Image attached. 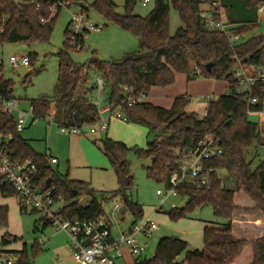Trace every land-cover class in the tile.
Listing matches in <instances>:
<instances>
[{"label": "trees", "instance_id": "trees-1", "mask_svg": "<svg viewBox=\"0 0 264 264\" xmlns=\"http://www.w3.org/2000/svg\"><path fill=\"white\" fill-rule=\"evenodd\" d=\"M64 1L71 5L75 0ZM92 1L94 11L108 23L136 37L140 49L117 62L94 57L85 65H78L71 53L82 51L77 47L83 48L84 36L89 31L77 35L73 44L70 23L58 54L57 94L53 99L30 100V107L40 119L52 116L53 122L61 128L91 127L101 119V107L93 101L94 93L100 92L98 80H101L100 94L107 97L105 105L125 107L127 121L124 122L147 130L146 148L129 147L108 136L102 140L101 149L117 172L118 189L102 192L100 199L89 183L59 176L52 169L51 157L37 153L17 132L15 117L0 111V135L10 138L7 155L15 162L31 161L36 165L33 184L42 190H52L56 205L63 204L58 211L65 218L94 221L106 217L103 203L119 198L134 218L133 227L143 219L144 211L132 197L135 181L128 157L134 155L137 162L151 160L153 166L146 168L148 177L168 189L172 174L179 171L181 152L195 147L206 137H216L223 155L210 165L220 173L225 171L233 179L235 188L229 189L224 179L209 189L180 186L178 196L187 198V203L184 208H172L167 214L172 221H179L197 208L211 207L215 216L226 219L227 224L206 226L202 249L191 250L186 241L178 238H162L154 256L140 258L137 264H264V227L261 225L264 221V157L255 169L252 167L264 144L260 125L248 119L250 114L264 111V82L258 81L250 92L243 94L235 76L239 66L264 70V34L248 37L260 28L258 8L264 0H222L232 26L230 31L241 38L238 43H231L228 37L208 30L201 12L204 2L211 0H155L153 10L146 17L134 13L142 0H125L122 15L116 12L113 0ZM50 6L48 0H0V50L11 43H50L62 10L58 7L52 14ZM171 9L177 12L182 24L174 34H171ZM80 12L87 14L88 10L81 7ZM32 54L35 60L36 55ZM208 65H211L210 71ZM177 75H186L188 81L224 80L229 93L208 103L202 118L186 111L190 104L187 95L175 98L170 109L147 101L128 106L129 98L148 97L154 88L173 85ZM93 76L97 79L94 84ZM12 86L9 80L0 81V92L9 100H13ZM10 88L12 91L8 92ZM252 99L256 104L248 103ZM0 193L3 197H17L8 183L0 185ZM85 196L92 201L82 206L80 202ZM32 213L39 214L36 210ZM7 224L8 209L1 207L0 228ZM0 242L11 246L19 239L5 235ZM42 252L40 244L36 243L33 256ZM14 253L19 256L17 264H33L26 245Z\"/></svg>", "mask_w": 264, "mask_h": 264}, {"label": "rangeland", "instance_id": "rangeland-1", "mask_svg": "<svg viewBox=\"0 0 264 264\" xmlns=\"http://www.w3.org/2000/svg\"><path fill=\"white\" fill-rule=\"evenodd\" d=\"M92 0H75L69 7L62 8L55 24V29L48 44H25L11 43L6 44L0 50V55L4 58L10 56L24 55L34 53L36 59L30 68L12 69L8 64L5 65L4 78L12 82L13 100L16 102L17 111L15 117H25L30 120L28 115H23L21 111H29L30 100L35 99H53L57 94V82L59 76V51L63 48L66 41L65 31L72 22L74 15L80 14V8L88 10L85 16L87 26H95L98 31H89L84 36L83 49L80 52H72L71 57L78 65H85L90 59L96 57L101 61L117 62L129 54L139 50V41L130 33L125 32L118 26L108 23L105 17L98 14L92 8ZM117 6L116 12L124 14L125 0H113ZM155 0H150L146 7L143 6V0L136 6L134 13L141 17H146L153 10ZM171 34L182 26L177 12L171 9ZM264 34V20L260 23V28L248 35L249 38ZM32 71L33 74L27 73ZM179 76V75H177ZM176 79L175 86L181 90L185 87L186 81L183 79L186 75H180ZM200 79V80H199ZM193 83V107L196 106V115L205 113L206 103L201 100L203 93H214L210 86L202 78ZM97 81L93 76L92 84ZM215 84H217L215 82ZM225 82H220L216 87L215 95H224L227 90ZM162 92L165 88H157ZM224 94H221L223 92ZM156 92V91H155ZM166 92H171L167 89ZM173 94V93H171ZM181 96V95H180ZM179 97V96H177ZM176 97V98H177ZM106 96L95 92L93 101L101 108L105 107ZM167 99V98H165ZM171 99V98H169ZM21 110V111H20ZM192 110V108H190ZM110 114L101 116L103 120L109 119ZM252 123H257L261 127V138L264 144V114L252 113L248 116ZM122 141L129 147L145 149L147 146V130L139 125L125 123L124 121L112 117L109 121L107 132L91 133V127L82 129L79 135H70L62 133L59 124L54 123L48 117L41 119L37 124L28 126L21 137L28 141L32 148L40 154L49 155L56 158L58 163L52 164V169L59 176H69L72 180L87 182L97 192L96 196L100 199L102 192H114L118 189V177L114 166L103 153L102 140L106 137ZM259 157L253 160V169H255L264 157V148L260 149ZM248 158H250L248 156ZM131 173L134 177L135 187L132 191V197L139 202L144 211V217L141 221L151 220L158 225L149 239L141 236L139 241L146 246V252L143 258L151 259L156 251L157 245L162 238H178L187 241L190 249H200L203 247V232L206 226H223L227 220L215 216L211 207L197 208L186 218L179 221H172L168 212L173 205L177 208H184L187 198L181 196H170L163 202V198L157 194L158 191H166L163 183H157L150 179L147 169L137 167V160L134 155H130ZM226 186L229 189L235 188V183L225 171L221 172ZM121 202L119 198L109 200L103 203V209L106 218L112 225L113 234L117 237L119 231L129 230L134 224L133 216L127 212L124 215L125 221H121L119 216L115 215V207ZM60 203L57 207L62 206ZM8 209V224L0 228V241L3 236L16 237L18 243L13 244L14 250L20 251L26 245L29 258L33 264H76L72 258L69 249V238L65 233L58 232L56 228L49 225L46 221H41L40 214H33L32 208L19 204L16 197H3L0 193V208ZM162 208V211H158ZM36 243H39L43 252L34 257L32 249ZM129 258V260H128ZM184 256L181 257V260ZM128 264L134 262L132 256H127ZM119 264H124L122 261Z\"/></svg>", "mask_w": 264, "mask_h": 264}, {"label": "built area", "instance_id": "built-area-1", "mask_svg": "<svg viewBox=\"0 0 264 264\" xmlns=\"http://www.w3.org/2000/svg\"><path fill=\"white\" fill-rule=\"evenodd\" d=\"M20 2V0H13ZM51 2L49 10L52 14L58 7H69L70 4L64 0H48ZM205 1V0H204ZM150 0H143V6L146 7ZM204 8L201 16L204 19L208 30L217 31L221 36L228 37L231 43L241 41L239 35L232 34V26L228 22V16L222 0H211L204 2ZM39 8V4L37 5ZM264 13V3L258 8V15ZM87 17L80 12L74 15L71 27L70 38L73 44H76V36L84 31H98L95 26H87ZM42 21H44L42 19ZM78 50L83 49L80 45ZM34 61L32 53H26L20 56H10L4 58L0 55V81L5 80L4 70L8 64L12 69L30 68ZM196 75L199 71H196ZM239 82V90L243 94L251 91V88L258 82H264V70L251 67L239 66L235 72ZM98 87L101 93L103 82L98 80ZM10 88L8 92H11ZM127 92L129 90H126ZM226 93H229L227 90ZM219 97H207L205 100L210 103L217 101ZM147 96L142 95L137 98H129L128 106L136 103L146 102ZM248 103L256 104V100H248ZM17 105L14 100H9L0 92V111L4 114L14 116L17 111ZM21 111V110H20ZM23 115H28L30 120L25 117H15L17 132L22 133L28 126L37 124L41 119L34 115L33 108L29 111H21ZM110 114L109 119L100 121L91 126V133L107 132L109 121L116 117L122 121H127L126 108L119 105H105L100 108V115ZM264 114V111L261 113ZM52 119V116H49ZM62 133L70 135H79L81 129L62 127ZM10 138L0 135V185L8 183L15 189L20 204L31 207L39 212L49 225L56 228L58 232L65 233L69 238V249L76 264H119L124 258V251L127 250L134 258L140 259L146 252V246L138 239L139 236L149 239L152 234L158 230V225L151 220L141 221L130 227L129 230L121 231L116 237L112 231V225L106 217H101L94 221L89 220H70L61 215L55 203L52 190H42L33 184V178L37 174V167L31 161L18 163L7 155V145ZM223 155L221 143L216 137H206L195 147L186 148L181 152L179 171L172 174L170 178V187L166 191H158L157 194L163 198V202L170 196H178L177 189L180 186H189L197 189H209L216 182H222L221 173L218 169L212 167V163ZM51 163H58L56 158H51ZM173 208H176L173 205ZM123 203L120 202L115 207V215L121 217ZM160 208L158 211H162ZM12 246V245H11ZM11 246H3L0 242V264H17L19 256L10 249Z\"/></svg>", "mask_w": 264, "mask_h": 264}, {"label": "crops", "instance_id": "crops-1", "mask_svg": "<svg viewBox=\"0 0 264 264\" xmlns=\"http://www.w3.org/2000/svg\"><path fill=\"white\" fill-rule=\"evenodd\" d=\"M259 20H260V23L264 20V13L261 14V15H259ZM139 49H140V43H139ZM27 74L28 75L29 74H33V72L32 71H28ZM179 77H181V76L180 75L177 76L176 79H178ZM183 79H185L186 85H185V87L182 90L180 88H177V86H175V83L173 85L165 88L162 92H160L161 91L160 89L154 88V89H152L150 95L148 96L147 102L152 103L153 105L158 106V107H161V108L170 109L172 107V105L174 103V100H175V98L177 96L187 95L190 98V104L187 106L186 111L189 112V113H195L196 114L197 113L196 106L193 107V104H192L193 94H195L193 92L194 90L192 89V85H193V83L197 82L198 80L188 81V79L185 76L183 77ZM203 80H205V83H207L208 86H210L211 88H213L212 91L214 93H212L211 95L210 94H206V93H203L202 94L201 100L204 103H206V108H205V113L203 115H201V116L198 115L201 118L205 116L206 109H207V105H208V102L205 100V98L212 97V96H216V97H220L221 96V95H219V96L215 95L216 93L214 91L215 90L214 88L216 87V85H218V83H220V82H225L226 88L224 89V91L225 90H228V83L226 81H224V80H221V81H216V80H212V79H203ZM215 82L217 84H215ZM167 89H170L171 92H166ZM221 92H223V91H221ZM171 93H173V94H171ZM221 94H224V92L221 93ZM165 98H167V99H165ZM169 98H171V99H169ZM190 108H192V110H190ZM16 199L19 202V200H18L17 197H16ZM19 204H20V202H19ZM41 218H43V217L41 216ZM261 225L264 227V221H261ZM121 231L122 230L119 231V234H120ZM202 248H200V249H202ZM10 249L13 250V251H17V250H14L13 245L10 247ZM129 255L132 256L127 250H125L124 251V258L121 260L124 264H128V262H127V256H129ZM141 259H144L143 256L141 257ZM128 260H129V258H128ZM121 261H119V263ZM131 264H137V259L134 258V262L131 263Z\"/></svg>", "mask_w": 264, "mask_h": 264}, {"label": "water", "instance_id": "water-1", "mask_svg": "<svg viewBox=\"0 0 264 264\" xmlns=\"http://www.w3.org/2000/svg\"><path fill=\"white\" fill-rule=\"evenodd\" d=\"M208 71H210L211 69V65L207 66ZM28 76V74L26 75ZM153 166V162L151 160H146V161H141V162H137L135 165V168L137 167H144L147 169H150ZM92 201V199L89 196H85L84 198H82L81 200V205L82 206H86L88 205L90 202ZM127 213V208L123 207L122 209V215L120 217V220L123 221L124 220V215ZM41 221H44V218H41Z\"/></svg>", "mask_w": 264, "mask_h": 264}]
</instances>
